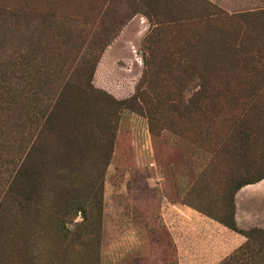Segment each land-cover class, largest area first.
Instances as JSON below:
<instances>
[{
    "label": "rangeland",
    "instance_id": "obj_1",
    "mask_svg": "<svg viewBox=\"0 0 264 264\" xmlns=\"http://www.w3.org/2000/svg\"><path fill=\"white\" fill-rule=\"evenodd\" d=\"M263 171L264 0H0V264H264Z\"/></svg>",
    "mask_w": 264,
    "mask_h": 264
},
{
    "label": "trees",
    "instance_id": "obj_2",
    "mask_svg": "<svg viewBox=\"0 0 264 264\" xmlns=\"http://www.w3.org/2000/svg\"><path fill=\"white\" fill-rule=\"evenodd\" d=\"M47 13H49V12H47ZM262 179H264V171L261 172L254 180H243V181H241L240 184H237V187H241V186L246 185V184L257 182V181H260ZM228 225H230V227H232V224H228Z\"/></svg>",
    "mask_w": 264,
    "mask_h": 264
},
{
    "label": "crops",
    "instance_id": "obj_3",
    "mask_svg": "<svg viewBox=\"0 0 264 264\" xmlns=\"http://www.w3.org/2000/svg\"><path fill=\"white\" fill-rule=\"evenodd\" d=\"M176 209H178V207H176ZM168 214L173 215L171 211H170V213L168 212Z\"/></svg>",
    "mask_w": 264,
    "mask_h": 264
}]
</instances>
